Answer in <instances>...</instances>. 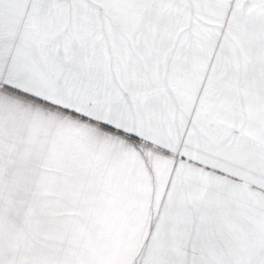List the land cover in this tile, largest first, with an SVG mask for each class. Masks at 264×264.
<instances>
[{"label":"snow or ice","instance_id":"1","mask_svg":"<svg viewBox=\"0 0 264 264\" xmlns=\"http://www.w3.org/2000/svg\"><path fill=\"white\" fill-rule=\"evenodd\" d=\"M0 264H264V0H0Z\"/></svg>","mask_w":264,"mask_h":264}]
</instances>
